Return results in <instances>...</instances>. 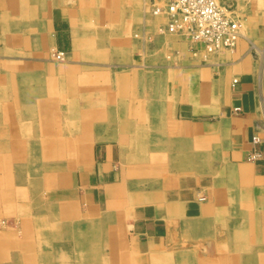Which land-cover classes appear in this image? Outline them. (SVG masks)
<instances>
[{
    "label": "crops",
    "instance_id": "0c3cea01",
    "mask_svg": "<svg viewBox=\"0 0 264 264\" xmlns=\"http://www.w3.org/2000/svg\"><path fill=\"white\" fill-rule=\"evenodd\" d=\"M30 2L0 0V218H21L27 241H65L81 264H124L130 249L129 261L166 264L170 254L177 260L181 241H188L187 264H264V27L253 26L225 59L182 68L202 78L177 82L191 99L175 111L162 109L157 92L152 110L135 109L124 98L126 83L118 93L122 108L111 113L120 126L99 125L110 116L99 109L110 102V79L93 80L89 94L80 84L72 101L65 96L66 72L96 76L97 58L76 45L65 64L49 55L51 47L68 52L73 46L75 28L83 29L81 7ZM195 84L202 88L196 98ZM84 116L95 128L82 146ZM211 149L226 150L227 157L211 164ZM121 218L126 241H107L113 248L107 253L97 250L99 231L113 233ZM227 223L233 254L248 257L218 251L206 258L212 232ZM46 257L44 264H54Z\"/></svg>",
    "mask_w": 264,
    "mask_h": 264
},
{
    "label": "rangeland",
    "instance_id": "374dc122",
    "mask_svg": "<svg viewBox=\"0 0 264 264\" xmlns=\"http://www.w3.org/2000/svg\"><path fill=\"white\" fill-rule=\"evenodd\" d=\"M37 1L38 3H44L47 0ZM218 1L240 20L243 35L248 36L253 26L264 27V0ZM66 5L68 7H73L74 5L81 7L82 18L84 20L83 29L75 28L74 35H76V40L74 39L73 46L67 52L65 61L58 62L53 59L52 52L55 47H51L49 50L50 59L53 63L57 64L69 62L72 52L71 48L73 47L75 50V45L77 48H82V50H88L91 56L97 58L96 76L92 75L91 77L89 73L84 71L70 70L66 72L65 82L68 89L66 88L65 96L67 97L66 100L72 101L74 94H77L80 84H82L81 93L89 94L92 87L89 83H93V80L96 81L98 79L100 82L104 81L106 77L110 79L112 83L108 87L110 102H103L102 106L99 107L100 110H110V116H106L103 120L98 121L99 125L120 126L117 125L119 124V118L111 115V113L112 109L117 110L122 108V102L118 99V93L121 90V86L126 83L129 86L125 91L124 98H126L127 103L134 104L135 106L133 107L135 109L152 110L154 108L155 92H157V94H162L160 97H157L158 100L161 99L162 109L166 111L173 109L175 111L178 103L181 101L185 102L188 98L191 99V97L185 98L181 94V91L186 89L183 86L177 85V82L182 79L193 78L195 83H197L196 81L202 78L197 73L187 75V71L180 73V70L187 66L201 67L202 65H212L215 57L219 56L218 59H225L226 55L233 51L226 50L218 55H212L205 64L201 63L200 60H196L193 58L192 49L201 48V45L191 42L184 36L160 35L158 27L160 24H165L166 19L163 16L155 17L151 14L149 0H66ZM43 42L41 40L38 45H41ZM175 67L179 69V72L174 71L173 68ZM121 78H123V81H118ZM84 82L87 83L86 86H84ZM120 82L122 83L121 85ZM190 88H192L195 98L200 93L198 90L202 89L201 86H196V84ZM82 104L85 105L84 102ZM172 105H174L173 108ZM67 120L68 122L69 120L71 121V126L73 127L75 124L74 119ZM152 121L153 117L147 113L145 123L150 124ZM78 123L79 121L76 120V125H79ZM80 124L83 130L81 145L85 146L86 142L83 143V139L86 131H89L90 128L93 130L95 125L90 127L91 124L88 116L82 117ZM148 145H153V143L151 142ZM84 150L81 149V152L86 155L87 152ZM164 154V158L167 156L166 161L168 162L169 154L166 152ZM209 157L210 163L215 164L218 159L227 157V151L211 149ZM6 187V189H9L13 185H6ZM102 214L98 215L101 216ZM4 216L5 214L0 218V264H44V261L47 259L46 255L48 254L54 257V264H81V261L78 262L77 252L73 246L61 245L65 241H40V237H37V241H27L26 233L21 228V218L17 217V219L12 220L5 219ZM20 217L23 216L20 215ZM92 217V219L81 218V221L86 222L96 218ZM228 226H230L229 223H227L225 229L212 232L215 234V237H212L214 245L212 248L210 247L213 252L206 250L204 252L206 258L218 256V251L233 254L234 245L231 235L233 231L229 230ZM113 227V233L115 234L111 233L112 229L107 230L106 228H102V231H99L95 240L99 242L96 247L97 250L107 253L113 249L110 244L105 245L107 241H120V238L123 240V243L126 241L127 227L124 219L121 218V222L114 224ZM240 233L246 235L248 238L249 231L246 232L244 225L240 228ZM181 242L183 244L178 247L179 255L177 260L173 259L175 256L173 257L170 254L167 257L168 262L166 264H187L185 262V253H187L186 242L188 241ZM243 246L241 248L243 251L250 249L249 246ZM118 254L124 257L125 252L120 251ZM128 257H130V260L134 259L131 249L124 257L123 263L139 264L138 262L129 261ZM231 257H239L241 259L248 256L235 252ZM212 264H226V262H214ZM229 264L255 263L240 260L239 262L233 261Z\"/></svg>",
    "mask_w": 264,
    "mask_h": 264
},
{
    "label": "built area",
    "instance_id": "2783aa9c",
    "mask_svg": "<svg viewBox=\"0 0 264 264\" xmlns=\"http://www.w3.org/2000/svg\"><path fill=\"white\" fill-rule=\"evenodd\" d=\"M149 6L153 16L166 19L158 27L160 35L184 36L201 45L192 49L193 58L201 63L212 55L234 50L243 37L240 20L218 0H149ZM52 57L63 62L67 52L53 50ZM237 83L235 78L233 85ZM252 142L257 145L261 139L254 136Z\"/></svg>",
    "mask_w": 264,
    "mask_h": 264
},
{
    "label": "bare ground",
    "instance_id": "6f19581e",
    "mask_svg": "<svg viewBox=\"0 0 264 264\" xmlns=\"http://www.w3.org/2000/svg\"><path fill=\"white\" fill-rule=\"evenodd\" d=\"M263 51V50H262ZM16 153V152H15Z\"/></svg>",
    "mask_w": 264,
    "mask_h": 264
}]
</instances>
